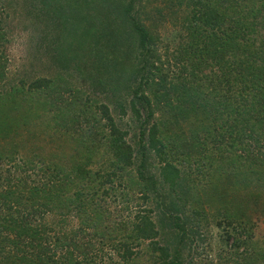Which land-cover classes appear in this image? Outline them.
<instances>
[{
  "label": "trees",
  "instance_id": "16d2710c",
  "mask_svg": "<svg viewBox=\"0 0 264 264\" xmlns=\"http://www.w3.org/2000/svg\"><path fill=\"white\" fill-rule=\"evenodd\" d=\"M168 1L169 7L184 4V0ZM25 5L32 27L43 24L44 35L54 34L52 40L44 37L46 42L51 40L46 56L57 73L33 80L26 92L21 84L0 90V113L7 108L26 116L39 110L37 100L44 97L43 113L59 119L58 133L75 141L80 150L75 149L65 164L60 161L63 165L55 162L61 158L59 151L46 160L15 165L20 172L15 182L10 174L2 180L0 207L8 215L1 216L0 223L8 234L0 241V263L102 264L105 255L109 259L114 255L118 264H138L136 249L145 241L146 264H186L184 250H192L193 243L189 235L199 240L200 227L206 231L212 226L222 230L219 264H264V199L251 193L230 201L226 186L216 182L231 179L226 169L217 167L221 163L216 156L234 161L238 144L250 158L264 163L248 143L254 142L264 157V0H189L186 4L191 13L183 18V25L191 43H181L174 60L196 59L191 63L193 81L196 72L209 70L206 59L219 65L204 74L211 86L206 96L212 97L203 100L199 113L209 122L198 124L195 132L201 131V136L191 132L188 138H178L180 144L161 136L154 107L161 103L165 112L170 111L174 125L178 120L191 124L192 93L203 96L206 87L194 82L184 85L179 81L181 72L171 77L178 83L168 80L170 68L156 54L160 38L151 33L152 27L157 29L166 20L162 10H157L158 18L151 20L149 28L141 18L150 19L149 14L138 0H29ZM3 33L0 29V46L7 40ZM127 36L133 40L130 49L125 45ZM4 61L1 49L0 82L7 76ZM72 79L102 94L118 92L123 100L114 112L120 119L129 111L138 133L127 138L129 131L109 105L79 97ZM145 87L156 88L152 98L144 93ZM194 164L198 175L211 168L205 172L203 186L183 174V165L191 171ZM31 171L39 178L28 183ZM116 183L138 195L141 203L158 197L164 224L159 228L160 223L149 216L151 210L144 209L136 212L134 222L117 227L109 219L106 200L116 194ZM55 209L60 215L76 212L78 224L68 230L61 222L58 233L42 220L34 224V218L42 219ZM120 227H124L122 235ZM160 235L167 237L165 244L155 241Z\"/></svg>",
  "mask_w": 264,
  "mask_h": 264
},
{
  "label": "rangeland",
  "instance_id": "374dc122",
  "mask_svg": "<svg viewBox=\"0 0 264 264\" xmlns=\"http://www.w3.org/2000/svg\"><path fill=\"white\" fill-rule=\"evenodd\" d=\"M26 2H29V0H0V29H2V33L4 32L3 34H5L7 38L4 45L0 46V50H3L6 57L4 66L5 72L7 73V76L0 82V90L2 91H7L11 88H19L18 85L21 84L22 86L24 85V91L26 92L28 91V84L33 80L42 78L43 76H53L57 73L54 65L49 60L48 56H46V45L51 43V38L54 34L51 33V38L48 37L49 32H46V35H44L43 24L38 25V27H32L29 22V17L24 11V8H26L28 10L27 14L30 13L25 5ZM139 2L145 12L149 14L150 19H145L144 15H141L142 22L149 28L153 26L151 25V20H156L158 18L156 14L157 10H162L166 18V20L163 21L164 24L160 25L157 29L152 27L151 33L154 34V37L160 38L159 42H156L157 45H155L156 54H159L163 65L170 68V77L168 80L173 82L176 81V83L182 81L184 85H187V82H194L206 87L205 93L202 90L204 93L203 96L192 93L194 96L190 105L192 110L188 112L191 124H186L185 120H178V124L174 125L175 116L170 117V111L166 110L165 112L164 108H161V103L157 108L154 107L153 118L160 120L161 136L163 135L166 137L169 143L173 142L180 144L178 138L183 136L188 138L191 132L201 136V131L195 132L196 129L197 131L199 129L198 124L200 121H203L205 125L209 122L199 113V108H201L204 103L203 100H205V98L209 100V98L212 97L206 96L211 86L209 85V81L205 79L204 74H208L210 72L209 70H217L219 64L212 58L210 60L206 59L208 62L207 66L211 69H206L205 73L202 71L196 72L195 81H193L191 63H194L196 59H186L183 62L175 61L178 57V48L181 47V43H191L188 42L190 39L183 25V18L186 17L187 14L190 17L191 13V9L186 7L189 0H184V4H175L173 7H169L168 0H138V4ZM44 36L51 40L46 42ZM129 38L130 36L126 38L128 45L127 43L125 45L127 49L132 48L131 45L133 44V40ZM69 40L72 39H68V41ZM133 50H135V48H133ZM192 56L193 54L190 55V57ZM182 63L184 66L181 65ZM180 72L182 74L180 79L184 77V80L179 79L178 81L175 78H171ZM134 77L136 79V76ZM70 82L74 86L72 87L73 89L80 91L79 97L86 98L91 103L108 104L113 116L117 120L119 119L114 110L117 102H122L123 97H121L118 92L108 91L106 94H102L97 90L91 89L88 85L81 86L76 79H72ZM155 89L156 88L150 91V87H145L144 93L152 98L151 93ZM64 96H66V94ZM38 97L37 95L35 99ZM43 100L44 97L37 100L39 110L33 113L29 112L26 116L21 117L19 113L15 114L11 110L7 112V108H3V111L0 113V184L7 174H10V179L13 180L12 183L18 178L17 176H20V172L14 169L15 165H22L30 161L34 163L42 157L46 160V158H48L47 155L54 152L56 153L57 151H59L61 158L60 160L58 158L55 159V162L63 161V164H65L64 162H67L66 160L70 161V156H74L75 149L80 150L75 141L71 140V138H68L66 135L58 133L55 124L57 125L59 119L54 118L53 114L51 116V114L43 113ZM116 110L118 111V109ZM142 114L145 116V112ZM181 117L182 116L177 115V118ZM154 119H152L150 123H152ZM166 119L169 124L166 123ZM119 120L123 129L129 131L127 138L133 136L134 132H136L135 134L138 133V125L131 119V113L129 111H127L125 116L120 117ZM248 143L253 153L264 160V157L258 152L259 149L256 147L255 143L252 141H248ZM259 151L261 152V150ZM245 156L248 155L244 152L243 144L237 145L234 161L231 158L226 161L216 156V160L221 163V165H217V167L226 169L228 176H230L229 178H231L229 183L227 178L219 179L216 182H220L219 184L222 187L226 186V191L230 194L228 197L230 201H234L238 195L250 196L251 193L259 197L262 201L264 199V163H257L254 158H250L249 156L248 159H246ZM61 162L60 164H62ZM190 168L191 171H189L187 165L182 166L184 170L183 174H186L185 177L188 173L195 184L198 183L200 186H203L205 172H208L211 168L205 167L201 175H198L195 164ZM152 170V173H156V167L152 168ZM27 174L30 176L29 179H27L28 183H31V180H37L39 178V174L32 173V171ZM23 175L25 174L23 173ZM212 178L213 177H211V180ZM114 187L117 188L116 194L112 193L106 200L111 215L109 219L114 221L115 224L118 225L117 227L122 226L121 224L124 222H134L133 217L136 215V212L143 211L144 209L151 210L149 216L153 222L160 223H158L159 228L161 227V223L164 224L165 212H163V214L161 212L162 205L158 197L154 195L150 197L152 199H150L148 203H141L138 195L133 196L130 190H123L121 187H118V183L114 184ZM124 197L126 199L123 200ZM56 205H58L57 201ZM75 214L76 212L72 211L66 215H60L59 211L55 209V212H47L44 214L42 219L37 217L33 220L34 224L42 220V222L44 221V224L48 226H55L56 233H58L60 230L59 227L56 226H59L61 222L65 223L64 226L68 230L74 228L78 224ZM6 215H8V212L1 208L0 217ZM3 225L0 223V241L8 234L3 229ZM123 228L124 227H120L123 231L120 235L125 233ZM63 230H65V228H62V232ZM198 231L202 235L200 238L201 241L189 235V238L193 239V243L191 246L192 250L188 252L184 250L183 258L186 264H200L201 262L211 260L212 264H219L218 251L222 246V244L219 243L221 238L219 234L222 233V230H217V228L210 226L206 231L201 227ZM10 237L13 238L12 235ZM160 240L161 245L165 244L167 237L160 235L155 239L156 242ZM95 244L98 246L97 243ZM147 245L148 242L144 241L141 246L136 249L138 253L140 252L139 257L135 260L136 263L146 264L149 255V248ZM104 257L102 264L121 263L118 261V257L114 255H112L111 259L108 258V255ZM0 262H2L1 258Z\"/></svg>",
  "mask_w": 264,
  "mask_h": 264
}]
</instances>
